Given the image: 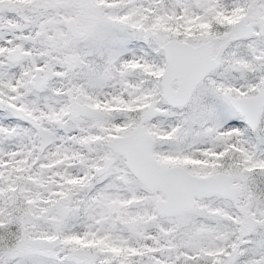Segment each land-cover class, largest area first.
Masks as SVG:
<instances>
[{
  "label": "snow or ice",
  "instance_id": "6c2138e0",
  "mask_svg": "<svg viewBox=\"0 0 264 264\" xmlns=\"http://www.w3.org/2000/svg\"><path fill=\"white\" fill-rule=\"evenodd\" d=\"M0 264H264V0H0Z\"/></svg>",
  "mask_w": 264,
  "mask_h": 264
}]
</instances>
